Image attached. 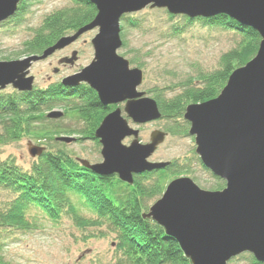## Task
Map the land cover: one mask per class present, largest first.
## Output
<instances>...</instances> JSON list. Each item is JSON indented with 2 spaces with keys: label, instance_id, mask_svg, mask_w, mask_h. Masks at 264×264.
<instances>
[{
  "label": "water",
  "instance_id": "1",
  "mask_svg": "<svg viewBox=\"0 0 264 264\" xmlns=\"http://www.w3.org/2000/svg\"><path fill=\"white\" fill-rule=\"evenodd\" d=\"M20 1L0 0V24L14 16ZM87 1L96 9L90 24L62 37L41 55L0 61V91L11 87L17 92H31L34 78L29 73L34 63L97 29L90 42L91 62L60 83L67 88L85 85L96 93L101 106H115L94 133L101 161L78 162L99 177L116 176L128 185L133 184L134 175L162 170L169 163L149 161L166 133L155 130L148 143L142 144L139 130L128 123L130 120L136 126L145 125L160 120L161 114L156 101L138 91L143 72L130 69L129 62L117 54L122 46L121 18L145 9H161L189 19L225 15L259 35L255 56L230 74L220 94L205 103L188 105L183 114L195 155L212 176L224 182V188L209 191L189 177L175 178L143 218L156 223L175 240L190 264H228L243 254L264 264V0ZM76 61L77 52H72L58 65L73 66ZM62 116L55 110L46 115L51 120ZM126 138H132L128 146L122 144ZM56 141L70 144L76 138L62 136ZM43 150L33 146L28 152L36 158Z\"/></svg>",
  "mask_w": 264,
  "mask_h": 264
},
{
  "label": "trees",
  "instance_id": "2",
  "mask_svg": "<svg viewBox=\"0 0 264 264\" xmlns=\"http://www.w3.org/2000/svg\"><path fill=\"white\" fill-rule=\"evenodd\" d=\"M70 1V6L43 19L32 37L22 44L17 56L41 55L62 37L74 34L93 21L96 9L92 4L87 0ZM33 2L37 3V0H21L17 12L9 21L16 25L22 23L26 8ZM163 13L172 22L167 34L173 39L181 37L195 25L232 33L239 38L235 47L220 56L217 69L198 71L184 80L147 91L157 103L160 120L166 122L160 131L171 137H190L189 124L183 119L185 108L216 98L230 74L255 56L260 37L251 28L243 27L225 15L189 19L172 16L166 11ZM142 23L132 15L121 18V48L127 46L126 30H139ZM141 62L137 56L130 59L131 65L143 69ZM167 93L176 94L166 98ZM55 108L63 110L62 117H75L81 123L79 130L48 129L45 123L52 120L46 115ZM114 109L115 106H101L96 93L85 85L67 88L55 83L43 89L34 86L31 92L0 91V147L27 137L47 140L57 147L47 151L40 147L44 150L29 170H23L11 159L0 160V195L9 197L0 201V264H12L4 255L7 235L35 229V217L33 221L28 218L31 209L39 211L53 223L66 218L82 230L95 229L100 236L112 235L116 254L113 264H190L175 240L143 215L149 208L148 204L160 198L172 178L175 179L176 175L191 176L193 163L173 160L163 170L134 175L133 184L128 185L116 176L99 177L86 170L77 162L78 159L64 150V143L56 141L63 135L76 134L79 136L76 141L88 139L99 146L94 133L102 119ZM195 163L200 164L198 158ZM199 166L209 172L202 164ZM212 178L213 182L207 190H222L224 182L214 176ZM192 180L197 181L196 178ZM81 208H85L92 217L83 216ZM243 256L238 257L241 259ZM247 261L258 264L251 255Z\"/></svg>",
  "mask_w": 264,
  "mask_h": 264
},
{
  "label": "rangeland",
  "instance_id": "3",
  "mask_svg": "<svg viewBox=\"0 0 264 264\" xmlns=\"http://www.w3.org/2000/svg\"><path fill=\"white\" fill-rule=\"evenodd\" d=\"M70 5V0H37V3L33 2L26 8L22 23L16 25L9 19L1 23L0 61L22 60L27 57L17 56L22 44L32 37L33 31L41 25L46 16ZM164 11L145 9L130 14L129 16L132 15L143 22L141 29H127L125 32L127 46L117 51V54L127 60L129 64L130 59H134L135 56L142 61L144 68L140 70L143 72V83L138 91L145 92L149 97L147 91L151 88L184 80L188 76H194L198 71L208 72L217 69L220 56L235 47V43L239 40L232 33L202 28L198 25L186 30L181 37L170 38L167 30L172 22L166 19ZM96 34L97 29L86 32L65 49L56 51L47 59L34 63L30 68L29 76L34 78L35 88L43 89L49 85L60 83L64 77L76 74L87 66L93 58L90 42ZM71 35L73 34L67 36ZM72 52H77V61L72 67L58 65L59 60L69 58ZM4 58L8 60H4ZM129 67L130 69H139L131 64ZM55 70L58 71L55 73ZM11 91V87L4 90L7 93ZM175 94L167 93L165 96L171 98ZM119 106L123 109L122 104ZM55 111L63 112L61 108H55ZM71 117H61L56 121L49 120L45 125L51 130L78 131L81 123L75 117ZM128 123L131 128L139 130L138 137L142 144L148 143L149 136L153 131L163 130L166 126V122L163 120L140 126L132 124L130 120ZM63 137L79 138L76 134L63 135ZM131 140L132 138H126L122 144L128 146ZM51 144L47 140H36L33 137L23 138L16 143L0 147V160L11 159L23 170H29L35 161V158L29 155V147H44L45 151L57 149L54 144ZM64 146V150L68 151L74 159L85 160L90 164L101 161L100 145L97 146L91 140L84 139L70 144L64 143ZM58 148L62 149L61 146ZM194 149L192 137L167 136L149 161L169 163L178 160L181 161L180 163H193L190 169L191 176L185 177L196 178L197 185L207 190L210 188L213 178L210 172L200 168L201 163H195L198 157L195 155ZM175 177L184 176L176 175ZM7 199H9L8 196L0 195V201ZM155 201H151L148 206L150 207ZM81 211L83 216L92 217L85 208H81ZM28 216L31 221L35 217L33 221L35 229L30 232L15 231L9 233L5 239V259L12 264L114 263L116 254L112 235L100 236L95 229L82 230L72 225V222L66 218H62L58 223H53L35 209H31ZM248 256V254H244V258L237 257L233 261H229L228 264H250L247 261Z\"/></svg>",
  "mask_w": 264,
  "mask_h": 264
},
{
  "label": "flooded vegetation",
  "instance_id": "4",
  "mask_svg": "<svg viewBox=\"0 0 264 264\" xmlns=\"http://www.w3.org/2000/svg\"><path fill=\"white\" fill-rule=\"evenodd\" d=\"M68 66V65H67ZM62 67H65V66H62ZM70 67H72V66H70Z\"/></svg>",
  "mask_w": 264,
  "mask_h": 264
},
{
  "label": "bare ground",
  "instance_id": "5",
  "mask_svg": "<svg viewBox=\"0 0 264 264\" xmlns=\"http://www.w3.org/2000/svg\"><path fill=\"white\" fill-rule=\"evenodd\" d=\"M77 88V87H76Z\"/></svg>",
  "mask_w": 264,
  "mask_h": 264
}]
</instances>
